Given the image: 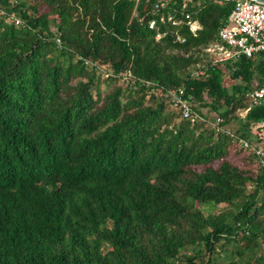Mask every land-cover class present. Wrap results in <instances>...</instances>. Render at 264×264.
I'll use <instances>...</instances> for the list:
<instances>
[{
	"label": "trees",
	"instance_id": "obj_1",
	"mask_svg": "<svg viewBox=\"0 0 264 264\" xmlns=\"http://www.w3.org/2000/svg\"><path fill=\"white\" fill-rule=\"evenodd\" d=\"M155 2L0 0V264H264V169L169 94L247 137L264 53L194 76L234 0Z\"/></svg>",
	"mask_w": 264,
	"mask_h": 264
},
{
	"label": "built area",
	"instance_id": "obj_2",
	"mask_svg": "<svg viewBox=\"0 0 264 264\" xmlns=\"http://www.w3.org/2000/svg\"><path fill=\"white\" fill-rule=\"evenodd\" d=\"M137 1V0H135ZM201 0H156L155 8H167L171 4H177L178 8H173L168 14L160 16L159 23L170 22L173 26H186L187 30L196 36L201 29V24L188 8L199 4ZM179 15V16H178ZM0 16L15 24L19 23V18L14 14H7L0 9ZM156 20L149 22L150 28L156 27ZM165 35V32L157 31L156 40ZM177 39H180L177 37ZM59 43V40L57 39ZM206 59L194 65L192 74L198 76L201 67L207 64L213 65L221 62L234 61L240 56L253 57L264 53V4L253 0H234L233 9L218 29L216 39L203 48ZM87 63V62H86ZM102 71V70H101ZM105 73L104 76H107ZM130 76V72L123 73L121 80ZM172 106L179 109L181 116L191 123L204 121L217 132H224L236 138V142L245 153H252L257 166L264 169V120L252 122L248 128L249 136H237L229 127L222 126L223 117L216 115L214 119H209L198 112L192 101L183 97V91L169 92ZM247 106L239 110L237 115L244 118L250 108L264 103V80L254 89L246 93Z\"/></svg>",
	"mask_w": 264,
	"mask_h": 264
},
{
	"label": "rangeland",
	"instance_id": "obj_3",
	"mask_svg": "<svg viewBox=\"0 0 264 264\" xmlns=\"http://www.w3.org/2000/svg\"><path fill=\"white\" fill-rule=\"evenodd\" d=\"M200 111L202 112L203 115H205L206 117L209 115H213V111L208 107H200ZM215 115V114H214ZM238 123L237 121H231L230 122V127L234 130L238 127Z\"/></svg>",
	"mask_w": 264,
	"mask_h": 264
},
{
	"label": "water",
	"instance_id": "obj_4",
	"mask_svg": "<svg viewBox=\"0 0 264 264\" xmlns=\"http://www.w3.org/2000/svg\"><path fill=\"white\" fill-rule=\"evenodd\" d=\"M228 1H229V0H228ZM253 1H257V2H259V3L264 4V0H253Z\"/></svg>",
	"mask_w": 264,
	"mask_h": 264
}]
</instances>
